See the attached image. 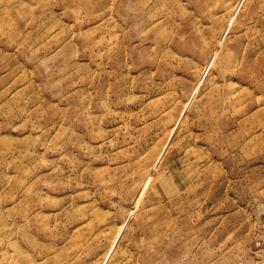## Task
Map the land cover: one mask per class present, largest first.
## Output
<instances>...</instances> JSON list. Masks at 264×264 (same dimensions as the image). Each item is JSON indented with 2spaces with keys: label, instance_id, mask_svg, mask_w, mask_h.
<instances>
[{
  "label": "rangeland",
  "instance_id": "1",
  "mask_svg": "<svg viewBox=\"0 0 264 264\" xmlns=\"http://www.w3.org/2000/svg\"><path fill=\"white\" fill-rule=\"evenodd\" d=\"M0 264H264V0H0Z\"/></svg>",
  "mask_w": 264,
  "mask_h": 264
}]
</instances>
